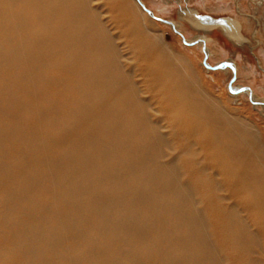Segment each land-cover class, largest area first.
Wrapping results in <instances>:
<instances>
[{
	"label": "bare ground",
	"instance_id": "1",
	"mask_svg": "<svg viewBox=\"0 0 264 264\" xmlns=\"http://www.w3.org/2000/svg\"><path fill=\"white\" fill-rule=\"evenodd\" d=\"M101 2L0 0V264H264L258 133Z\"/></svg>",
	"mask_w": 264,
	"mask_h": 264
},
{
	"label": "rangeland",
	"instance_id": "2",
	"mask_svg": "<svg viewBox=\"0 0 264 264\" xmlns=\"http://www.w3.org/2000/svg\"><path fill=\"white\" fill-rule=\"evenodd\" d=\"M97 1L102 4L104 0ZM135 1L152 22L148 24L150 32L169 46L171 58L176 62L186 56L191 61L192 65L185 64L183 72L191 76L195 72L196 76L192 77L199 80L202 89L228 114L249 121L264 145V0ZM103 16L108 17V26L114 35L123 31L111 23V11ZM136 78L139 81L140 78ZM202 204L207 215L212 216V211ZM218 237L214 236L217 242L222 239ZM220 247L222 261L219 264H242L244 258L233 252L232 247ZM254 255L259 256V253Z\"/></svg>",
	"mask_w": 264,
	"mask_h": 264
}]
</instances>
